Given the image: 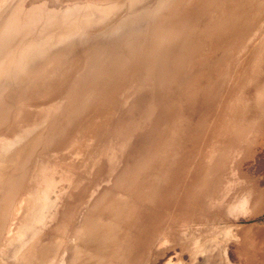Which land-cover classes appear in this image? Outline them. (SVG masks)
Wrapping results in <instances>:
<instances>
[{"label":"rangeland","instance_id":"obj_1","mask_svg":"<svg viewBox=\"0 0 264 264\" xmlns=\"http://www.w3.org/2000/svg\"><path fill=\"white\" fill-rule=\"evenodd\" d=\"M262 1L258 0L256 6H260ZM73 2H64L63 5L70 4V7H74ZM20 4L21 8H24L22 4L27 5V8L36 6L32 0H0V133L13 134L16 132L15 125L17 127L19 124L22 126L21 131L29 135L24 145L26 153L21 157L17 156L14 166L10 164L3 167L4 164H0V168L5 170L0 188L6 194L1 205L4 209L0 217V264H247L249 261L248 264H264L262 53L256 66L254 64L250 71L256 84L251 88V91H255L248 92L253 93L251 97H246L240 110L231 112L232 118L229 117L225 122V108L218 113L226 82L229 81L223 73L228 72L230 78L234 71H240V67L244 69L243 62L238 61L237 65H233L237 61V54L239 53V57L243 54L242 58L247 53L251 55L248 46L264 41V32L261 31V37L251 36L247 34L244 25L239 27L236 23L228 24L229 26L224 24L222 16L215 22L213 18H208L200 27L195 26L193 34L185 40L190 44L185 57L192 68L200 69L197 73L200 80L209 79L210 83L204 88L206 94L203 95L204 89L200 90L202 92L187 90L184 82L181 84L182 77L180 82L169 81L167 76L162 75V71L156 68L152 72L149 68V61H145L150 52L147 48L151 47L150 44L156 37L158 24L151 25L147 33L140 36L142 28L134 21L136 15L131 14L128 17L130 24L124 27L120 26L123 15L119 14L123 12L110 13L109 21H100L95 28L89 26L85 29L78 28L68 35L58 32L54 36L41 37L42 44L34 45V49L30 41L33 36L42 35L43 31L34 29L32 34H23V28L15 23V15H18L16 10ZM184 4L187 6L186 15L191 16L195 23L213 5L209 0H183L181 5ZM157 22L158 18L154 16L150 21L143 20L144 24ZM129 33L134 38H140L141 42L138 48L123 56L115 49L125 42L120 34ZM95 39H99V44L102 42L107 46L104 52L97 43H93ZM183 42H176L175 46L171 45V40L161 43L159 50L161 48L166 52L156 56L157 60L162 61L167 52L171 54L172 48H183ZM31 49L34 51L31 52ZM23 50L27 52V56ZM19 51L21 52L17 54ZM232 54L234 59L228 62L225 56ZM149 55L154 57L156 54L150 52ZM213 61H220L216 68L211 63ZM153 76L158 80L146 81ZM215 82L218 83L214 86ZM151 86H154L153 89ZM133 90L143 94L151 90L154 92L153 128L154 123L169 126L167 132L171 131L173 136H178L177 149L179 146L184 148L182 153L177 149L174 151H177L176 158L174 156L172 161L179 162L176 170L173 165L171 167L170 159L166 162L162 159H168L167 137L166 143L157 146L156 152L138 167V160L134 157H139V153H142L144 142H140V137L151 130H146L149 125L142 124V128L135 131L128 142L130 147L123 150L124 155H120V167L116 169L120 172L124 166L135 168L138 172L137 185L131 191L110 189L107 186L111 182L104 181L108 178L107 168L104 172H98L94 165H89V158L86 159V164L75 162L76 166L73 168L70 163L83 159L76 151L79 145L89 143L101 147L100 149L105 147L102 144L109 137V126L115 127L113 123L110 124L112 115L109 108H118L123 102H132ZM194 93L198 96L193 95ZM231 95L230 92L228 98L233 99L240 93L235 91ZM186 101L188 108L197 113L195 124H177L174 127L173 117H183ZM74 106L79 107L74 109ZM45 110L55 112L51 117H46ZM11 111L17 117L13 127L10 122ZM191 114L194 113L186 110V116ZM80 115L82 116L76 119ZM113 116L119 118L117 114ZM67 121H74L77 131L71 144L66 139L69 133L64 136L53 134L54 129L60 128ZM26 123L29 125L24 127ZM234 125L235 128L244 130L242 134L235 128L237 132L231 131V126ZM227 130H230V135L226 134ZM2 134L0 135L4 136ZM100 139L103 141L99 143ZM148 144L150 142L144 146L147 149L156 146ZM68 145L71 148L68 149ZM28 148L31 149L30 152ZM161 148L165 149L160 150ZM60 149L63 153L55 155ZM97 152L99 151L96 150L95 154ZM50 157L55 158L51 161ZM24 160L23 168L20 169ZM40 161L56 171L51 183L53 193L47 199L48 202H53L40 219L27 218L26 191L37 167L41 165ZM152 161L158 162L157 165L152 164ZM152 168L156 176L150 173ZM60 174L67 175L70 180L60 181L57 178ZM128 179L131 177L127 176L125 181ZM81 182L84 183L85 195L79 202H75L73 193ZM18 183H21L18 192L12 194L11 189ZM106 187L109 195L123 199L131 212L128 214L126 210L121 222L115 227L117 231L120 227L123 229L116 246L117 251L98 255L88 233L79 232L86 225L85 218L94 210V200L98 199ZM116 191L124 192V196ZM64 196L67 197L63 199ZM153 197H157L156 203L153 202ZM71 200L74 210L68 207ZM43 209L44 207L41 211ZM111 218L98 213L97 223L108 229L112 227ZM38 235L37 239L41 236L46 238L41 245L37 242L40 240L36 239ZM139 239L141 240L136 247L142 251L131 255L129 248L133 244L137 245ZM143 243L145 245L142 246ZM34 245L38 248L46 245L45 247H50V253L42 259L36 257L30 252Z\"/></svg>","mask_w":264,"mask_h":264},{"label":"bare ground","instance_id":"obj_2","mask_svg":"<svg viewBox=\"0 0 264 264\" xmlns=\"http://www.w3.org/2000/svg\"><path fill=\"white\" fill-rule=\"evenodd\" d=\"M209 1L213 5L210 6L208 10L206 9V13L200 19H198L196 21V23H195L194 19L191 18V16L186 15L187 11H185V5H181L180 6V12L181 13L179 14V16L174 17L176 19L175 20L173 19L174 23H173L172 29L169 30L166 23H164L160 26V30L156 29V31L159 30L161 32L159 33V35H157L158 32L155 31L157 37H155L153 39L154 40L153 43L151 42L150 48H147L148 45L146 46L148 51L155 53L156 55L154 57L150 56L149 55L150 52H149L148 58H147V60H145V61H149L148 62L149 68H151L152 72L154 71V69L157 68L158 70L162 71V73H163L162 75L167 76L169 78V79H167L169 81L176 80V81L180 82V77H182L183 80H181V84H182V82H184L185 88L187 90H193L194 92L195 91H199V92L203 91V95L206 94V89H204V88H205V86H208V84L210 83L209 79L206 78V79L200 80L198 77V74H197V73H199L200 69L198 67L192 68V64L189 63L185 57V52L187 50H189V48H190L189 42L185 41V40L188 36L193 34V32L195 30V26L197 25L198 27H200L202 25L203 21L204 20L207 21L208 18L209 19L213 18L214 22H215L218 19H220L222 16L221 19H223L224 24L226 23L227 25L228 24L230 25L232 23L234 25L236 23L235 25H238L239 27H242L244 25V26H246L245 29H247L246 30L247 34H251V36L255 35V37H257V36L261 37V34H263V33H261V31L264 32V0L262 1L263 3H261L260 6H258V4H257L258 7L256 6V3L258 0H209ZM173 11H175V9H173ZM211 28H213V27L211 26ZM208 37L209 36H207V38ZM133 40H134V41H132L133 47L138 48L141 41L137 42V40H135V39H133ZM167 40L168 41L171 40L172 41L171 45H174V46H175L176 42L181 43L183 40L184 41L183 42V48H180V49L179 48H172L175 52L173 50H172V53L170 51L171 54H169L167 52L166 57L162 58V61L161 60L159 61V60H157L156 56L159 57L160 55H164L166 51H164L160 48V52H159L158 47H160L162 45L161 43H164ZM262 42H264V41H259L258 43L253 44V46L251 45V47L248 46L249 47V53L251 52V55H249L247 53L246 56L244 55V58H242L243 54L240 55V57H239V53L237 54V58H236L237 61H234L233 65L234 66L237 65L238 61H240V63L243 62V64H245L244 69L243 68L241 69V67H240V71L239 70L234 71V73H232L233 74L232 77L230 76V78H229L228 72L223 73L229 78L228 79L226 77V79L229 81L226 82V90H225V93L223 95L224 97L222 98L223 101L220 102L221 108L218 110V113H221L222 109L225 108V111L223 112V114H225L224 119H223L224 122L227 119L232 118V117H230L231 112L234 113V111H236L237 109L240 110L241 104H242L243 100L246 99V97H248V98L251 97V95L253 93L248 94V92H254L255 91V90L251 91V88L256 86V84H254L255 79L253 81L251 76H250V71H251L254 64L256 66V63L259 60L260 54L262 53V55H264V51H263L264 49L262 50ZM158 43H160V46L158 45ZM99 49L103 52L105 51L104 46L99 47ZM233 49H234V47H233ZM245 49H246V47H245ZM115 50L119 51V48H116ZM225 53H227V50L225 51ZM218 54H220V53H218ZM228 54H231V52H229ZM232 56H233V54L229 55L228 57L225 56V59L229 60L228 62H230V60L233 58ZM242 59H243V61H242ZM86 60H87V58H86ZM213 62H211V63L216 68L217 64L220 61H213ZM83 66H85V65H83ZM254 70H255V68H254ZM243 71H244V73H243ZM78 78H79V76H78ZM78 78H77V80H79ZM156 79L157 78L155 76H153V77H148L146 79V81H150V80L156 81ZM167 80L164 79V81H167ZM232 80H233V82H232ZM169 81H167V82H169ZM217 83L218 82L213 83L214 86ZM47 84H49V83H47ZM146 84H148V83H146ZM146 84H144V86H146ZM153 87H152V89H153ZM261 87H262V85H261ZM201 89H204V90L200 91ZM235 91L237 93H240L241 96L236 95L235 97L233 96L234 97L233 99L230 97L228 98L229 93L231 92V94L233 95ZM123 92H125V90ZM147 92L145 94H143L142 92H138L137 90H133V91H131V93H132L131 95L133 97L132 102L130 101L131 103L130 102L129 103L123 102L121 104V106L118 108L110 107L109 113L112 115L110 118V124L113 123L115 125V127L113 125L109 126V127H111V130L109 132L110 134L108 135L109 137L107 139H105V142L102 144V145H105V147L103 149H100L101 147L100 148L95 147L94 145H90L89 143L79 145L80 147L78 149H76V151H77V153H79L81 155V157L83 156V159L80 161L73 160L70 163L71 164L70 167L73 168V166H76L75 162H82V163L86 164V162H87L86 159L89 158L90 159L89 161L91 162V163H89V165H91V166L94 165L93 167L97 168L98 172H100V171L104 172L106 168L108 169L107 170L108 171V178L104 179V181L111 182V184H110L111 186L108 185L107 187H109L110 189H121V190L126 189L127 191H131L137 185L138 172L135 170V168H133V167L130 168L128 166H124L120 170V172H119V170H116V169L118 167H120V163H118V160H120L122 157L120 155H122V154L124 155L123 150H126L128 147H130L128 142L131 140L135 131H138L139 128H142V126H143L142 124H144V126L149 125L146 130H148L150 128H151V130L140 137V142H144V144L142 146V153L141 154L139 153V157H134L136 160H138L137 166L138 167L141 166L142 163L145 162V160L151 154H154L156 152L157 146L160 147L161 145L165 144L166 143V137H167V141H168L167 145H169L167 147L168 159H166V158H162V159L165 162L170 159L172 162L171 167L173 165V167H174L173 169L176 170L179 166V164H178L179 162L176 163L172 160L174 159V156H175L174 151L177 149L178 136H177V134H174V136H173L171 131L167 132V130L169 129V126H167V125L160 126L157 123H154V128H153V119L152 118H153L154 113H153L152 102H153V99L155 97H153L154 92L152 90L148 93ZM197 94H198V92H197ZM197 94L194 93L193 95H197ZM242 95L244 96L243 98H242ZM258 95H259V93H258ZM261 95H262V93H261ZM255 96H257V95H255ZM176 102L178 103L179 99H177ZM245 102H246V100H245ZM194 104H196V103L194 102ZM78 107L74 106V109H77ZM186 110L193 112L195 114V117H194V114L193 115L191 114V116H186L185 115ZM54 112L55 111H52V110H48V111L45 110V116L51 117ZM116 114L119 115V118L118 117L115 118L113 116ZM196 115H197L196 112L192 111L191 108H188V104L186 101L183 117L182 118L181 117L176 118L177 116L173 117V121H174L173 124L175 123L174 127H176L177 124H179L180 126H185L187 123H192V122H194V124H195ZM81 116L82 115L77 116L76 119H78ZM10 117H11L10 122L12 123L11 127H13L15 125L16 119H17L14 111H11ZM154 121H155V119H154ZM236 121H238V119H236ZM215 122H217V121H215ZM226 123H228V121ZM238 124H239V122H238ZM28 125H29V123H26L24 125V127H27ZM174 127H172V128H174ZM234 128H235V125L231 126V131L237 130L239 133L244 131L239 127L238 128L236 127L235 128L236 130ZM15 130H16V132L13 134L11 132H9V134L0 133V134L4 135V136L0 135V164L1 165L4 164L3 167H7L10 164H12V166H14V163L16 162L17 156L20 155V157H21V155L26 153V150H27V149L26 150L24 149V145H25V142L27 141V138L29 135H27L24 131H21L22 126H20L19 124L17 125V127L15 125ZM69 130H70V132H69ZM26 131H28V130L26 129ZM229 131L230 130H227L226 134L230 135ZM76 132L77 131H76V127L74 126V121H71V122L67 121L60 128L53 130V134L59 135V136H64V134L69 133L68 137H66V139L69 140V144H71V142H73V140L77 136V135H75ZM174 133H177V132L174 130ZM173 140H174V142H173ZM101 141H103V139H100L99 143ZM146 142L147 143L150 142V144H152V143L156 144V146L155 147H153V146L148 147V149H147L144 147L145 145H147ZM99 143H98V145H99ZM135 143L139 144L138 141H135ZM226 143H227V141H226ZM150 144H148V145H150ZM35 145H37V144H35ZM166 146H165V148H166ZM180 147L181 146H179L177 150H179ZM67 148L69 149L71 147H69V145H68ZM165 148H163V149H165ZM181 148H182V152H183L184 147L182 146ZM163 149L161 148L160 150H163ZM96 150L99 151L100 154H99V152H97L95 154ZM28 151L30 152L31 149L28 148ZM150 152H152V153H150ZM182 152H180V153H182ZM60 153H63V152H61V149H60V152H56L55 155H60ZM93 156L98 157V158L93 159L94 158ZM62 157L65 158L66 156H62ZM54 158L55 157H50V160L52 161ZM25 160L21 163L20 169L23 168V163L25 162ZM43 160H45L47 162L50 161L47 159H43ZM93 160H95V163L93 162ZM159 160H160V158H159ZM40 162H41V165L37 167L35 174H34L35 176L32 178V183L29 186L28 190L26 191L27 196H26L25 200L27 203V214H26L27 218L35 217L34 219H40V216H42V214L49 208V206L53 202V201L48 202L47 199L50 198V196H52V193H53V191H51V183L53 182L52 178L54 177V174L56 171H53L52 168H50L46 164H44V161H40ZM157 163L158 162H156V161H152V164L157 165ZM171 167H170V170L172 169ZM221 168H222V166H221ZM153 170L154 169L152 168L150 170V173H152L154 176H156L155 171L152 172ZM4 171H5L4 169L0 168V182L4 178L5 174H2ZM21 171H23V170H21ZM127 176H130L131 179L130 180L128 179L127 181H125ZM65 177H67V175L66 176L65 175L63 176V174L61 176L57 175V178H60V181H62V179H64L65 182H68L70 179L68 177L67 178H65ZM9 179H10V177H9ZM12 180H13V177H12ZM107 187H106V189L103 188L98 199L94 200V204H93L94 210H93V212L90 213V215L88 217L85 218V224L86 225H84V227L79 232V234L82 231L86 232V234L88 233V235L92 238V241H91L92 247L95 248V251L97 252L98 255H102L103 253L108 252V251L113 252V253L115 252L114 250H116V246L118 245V239L123 234V232H122L123 229L121 227L118 231L115 229V227L121 222L122 217H123V213L126 210H127L128 214L131 212L130 208L126 207L127 203H124L123 199H121L115 195H109L110 193H109ZM17 188L18 187H16L15 189L12 188L10 192L12 194H14L18 190ZM117 192H120L121 196H124V192L116 191V193ZM156 193L157 192L155 191V196H156ZM61 195L62 194H60V198L62 200ZM84 195H85L84 183L81 182V183H79V186L77 187V189L73 193V198H74L75 202H79L83 198ZM116 195H118V194H116ZM5 196H6V194H3L2 190L0 188V217L2 216V209H4L1 205L5 199ZM66 197L67 196H64L63 199H65ZM122 198H124V197H122ZM133 198H134V194H132V196H131V199H133ZM131 199H130V204L132 202ZM156 199H157V197H153V202L156 203L157 202ZM72 202L73 201L71 200V203L69 204L68 207H70L72 210H74V207H73L74 205ZM43 207H44V209H43V211H41ZM206 210L204 209V211H206ZM92 213H95V214H92ZM98 213H102V214H105L107 216H111L112 217L111 218L112 227H110L108 229L102 228L97 223V214ZM67 220H68V218H67ZM120 231H121V233H119ZM84 232H82V233H84ZM39 236L40 235L36 236V239ZM41 239H42V241H41ZM37 240H40L37 242L40 243L39 245H41L42 243L45 242L46 238H43L41 236ZM140 240L141 239L138 240L137 245L133 244L131 246V249L129 248V251H132L131 255H134L137 251H139V252L142 251V250L140 251L141 248L137 249ZM94 241H97V242L95 243ZM145 243H143L141 245L143 246V245H145ZM45 246L42 245V247L40 246L41 248L40 247L38 248L37 246L34 245L32 247V249H30V252H32L33 255L36 257H41V259L45 258V256H47L50 253V247H45ZM92 247H90V249H94ZM93 254H94V251H93ZM250 255H251V252H250ZM28 257L30 258L32 256L28 255ZM248 263H250V261ZM93 264H94V262H93ZM252 264H254V263H252Z\"/></svg>","mask_w":264,"mask_h":264},{"label":"water","instance_id":"obj_3","mask_svg":"<svg viewBox=\"0 0 264 264\" xmlns=\"http://www.w3.org/2000/svg\"><path fill=\"white\" fill-rule=\"evenodd\" d=\"M70 1L75 2L74 7H70V4H67V6L63 5L64 2ZM182 1L183 0H32L33 5H36L35 7L29 6L27 8V5L22 4L24 8H21V4L18 5L16 10L18 15H15V23L18 27L23 28L24 35L34 33V29H40L43 31L42 35L37 34V37L36 35L33 36L32 41H30L32 48L34 49V45L40 46L42 44L41 37L46 35L54 36L58 32L68 35L78 28L85 29L89 26H94L95 28L100 21H109V14L116 12L124 13H119L123 15L122 24L120 26L124 27L131 22L128 17L136 15L134 21L137 26L142 28V31L139 33L141 34L140 36H142L145 35L147 30L150 29V26L154 24H158L157 29L159 30L160 26L164 23L167 24L169 30L172 29L174 20L176 19L174 17L179 16L181 13L180 6ZM186 7L187 6L185 5V8ZM172 8L175 9V11H173ZM153 16L158 18L157 23H143V20L150 21V18ZM127 20H129V22ZM159 30H155L158 32L157 35L161 32ZM120 36L124 37L123 39L125 42L118 47V52L123 56H127V54L134 48L132 43V41H134L133 39L138 42L140 38H134L130 33L124 35L120 34ZM153 41L154 40H152V43ZM93 43H97V46L99 45V47L104 46V49L107 47L102 42L99 44V39L93 40ZM158 45H160V43H158ZM34 49H31V52H33ZM20 52L21 51L17 52V54ZM23 52H25V56H27V52L24 50ZM181 150L182 148L180 147L178 151L181 152ZM20 184L21 183H18V185L14 187L16 188ZM14 187L13 189H15ZM19 188L20 187L17 189L19 190ZM18 190L16 192H18Z\"/></svg>","mask_w":264,"mask_h":264}]
</instances>
